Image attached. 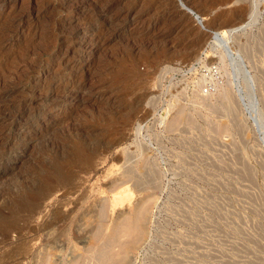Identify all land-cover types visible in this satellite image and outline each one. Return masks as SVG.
I'll list each match as a JSON object with an SVG mask.
<instances>
[{
  "label": "rangeland",
  "instance_id": "374dc122",
  "mask_svg": "<svg viewBox=\"0 0 264 264\" xmlns=\"http://www.w3.org/2000/svg\"><path fill=\"white\" fill-rule=\"evenodd\" d=\"M138 201L126 264H264V0H0V264H102Z\"/></svg>",
  "mask_w": 264,
  "mask_h": 264
},
{
  "label": "bare ground",
  "instance_id": "6f19581e",
  "mask_svg": "<svg viewBox=\"0 0 264 264\" xmlns=\"http://www.w3.org/2000/svg\"><path fill=\"white\" fill-rule=\"evenodd\" d=\"M124 1V0H123ZM92 5L96 6L93 1ZM120 2V1H119ZM81 3V2H80ZM101 3V1H100ZM103 3V2H102ZM97 4V3H96ZM98 5V4H97ZM101 5V4H100ZM104 5V4H103ZM108 5V4H106ZM100 7V6H99ZM98 7V8H99ZM107 7V6H106ZM112 7V6H111ZM114 7V6H113ZM105 8V7H103ZM100 9V8H99ZM92 10V9H91ZM109 8L103 9V11H100L103 15L108 12ZM96 11V10H95ZM135 13V12H134ZM133 13V14H134ZM93 15H95V12H93ZM126 15V14H125ZM149 16V15H148ZM104 18V16H103ZM175 19V18H174ZM198 19V17H197ZM135 24H138L139 26H146L149 21L138 18L135 19ZM154 20V19H153ZM104 21V20H103ZM109 21V20H108ZM107 21V22H108ZM117 21V20H116ZM134 21V20H133ZM175 22V21H174ZM102 23V22H101ZM173 23V22H172ZM228 22H226L227 24ZM14 24V23H12ZM109 24V23H108ZM169 24V23H168ZM14 26V25H12ZM100 26V25H99ZM248 25L237 27L234 29H229L225 32L215 31L213 32V40L214 44L219 46L221 50L224 53V56L230 59V62L232 63L233 67L238 71V73H244L245 69L241 66L243 63L242 57L239 54H233L232 49V41L231 39L236 36V33L239 30H244ZM10 27V25L8 26ZM105 27V26H104ZM138 28V27H137ZM142 29V28H141ZM182 29V28H181ZM191 30V29H190ZM9 31V30H8ZM164 31V30H163ZM185 31V30H184ZM224 31V30H223ZM110 32V31H109ZM113 32V31H112ZM5 33V32H4ZM3 33V34H4ZM105 34V33H104ZM103 34V35H104ZM111 34V33H110ZM170 34V33H169ZM135 36V35H134ZM181 36V35H180ZM193 36V35H192ZM200 36V35H199ZM198 36V37H199ZM197 37V36H196ZM169 38V37H168ZM143 40V39H142ZM141 40V41H142ZM148 41V40H147ZM155 42V41H154ZM201 42V41H200ZM163 43V42H162ZM141 44V43H140ZM164 44V43H163ZM198 44V43H197ZM171 45V44H170ZM177 45V44H176ZM192 46V45H191ZM193 49V48H192ZM221 51V52H222ZM168 52V51H167ZM188 52V51H187ZM178 53V52H177ZM192 55V54H191ZM240 57L239 59L236 58ZM243 65V64H242ZM234 69V70H235ZM236 73V72H235ZM247 73V72H246ZM248 74V73H247ZM246 74V75H247ZM243 75V76H244ZM248 80V79H247ZM251 80V78H249ZM248 80V81H249ZM83 88V87H82ZM239 91V90H238ZM240 94V92H239ZM238 94V95H239ZM57 97V96H56ZM241 98V97H240ZM228 99V98H227ZM66 100V99H65ZM230 107V105L228 104ZM232 107V106H231ZM176 123V122H175ZM172 124V123H171ZM178 124V123H177ZM174 125V123H173ZM20 128V127H19ZM22 128V127H21ZM23 130V129H22ZM30 195V194H29ZM32 195V194H31ZM115 197V196H114ZM25 200V199H24ZM145 202V201H144ZM143 201L136 202V205L134 209L132 210V213L130 215L124 216L120 214L118 220L116 223H114V226L110 229V232L108 233L106 242L102 246L101 250V261L102 264H126L129 262V254L135 249L138 242L141 240V238L145 235V220H146V213L147 208L145 206V203ZM125 214V213H124ZM101 232L98 229L96 233L93 235V239H98ZM128 260V261H127Z\"/></svg>",
  "mask_w": 264,
  "mask_h": 264
}]
</instances>
